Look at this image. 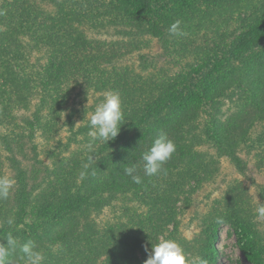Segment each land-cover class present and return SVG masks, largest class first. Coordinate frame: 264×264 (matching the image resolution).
<instances>
[{
    "label": "rangeland",
    "instance_id": "rangeland-1",
    "mask_svg": "<svg viewBox=\"0 0 264 264\" xmlns=\"http://www.w3.org/2000/svg\"><path fill=\"white\" fill-rule=\"evenodd\" d=\"M260 3L264 4V0H253V8ZM164 7L168 18L174 12L187 13L196 8L193 17L180 21L182 28L188 31L194 33L198 29L197 34H187L183 39L171 38L168 29L173 22L161 18L164 11L160 16H148L144 30L106 23L95 28L78 20L71 26L97 42L130 43L118 53L122 55L115 54L108 63L100 61L103 68L132 69L136 78H142L143 85L164 76H180L184 78L183 85L188 83L184 91L195 92L198 75L207 81L203 86L216 78L217 73L212 70L215 61L210 57H220L232 40V34L246 26L237 18L238 11L243 12V9L233 5L231 0L221 3L166 0ZM34 9L35 13H44L55 20L56 8L52 3L39 1ZM253 13L260 15L257 8ZM8 23L4 34L12 29L11 33L26 43L22 42L23 48L17 53L5 43L0 50V176L11 175L16 180L11 196L0 201V228L14 229L11 233L20 243L31 239L39 244L43 253H54L60 249L64 234L49 238L46 222L34 221L31 213L59 196L63 184L81 179L85 165H80V161L100 164L114 155L117 149L114 140L107 144L96 141L91 151L88 148V120L108 90L97 92L82 79H74L72 74L67 81L49 83L48 73H43L42 69L48 57L54 54L52 44L35 42L23 29H18L19 25ZM149 25L163 30L170 40V50L163 45L164 36L149 32ZM203 26L209 28L203 30V33L207 31L204 36L199 32ZM227 60V65L236 67L243 62L242 58ZM245 74L234 76L241 77L242 82ZM255 86L253 91L258 92ZM244 88L245 84L240 83L229 91H221V97L212 103L202 102L197 107L189 125L191 132L175 141L176 152L165 165L166 174L142 183L143 191L140 187L116 193L109 204L91 214L97 234L109 231L112 262L116 263L118 258V241L134 243L132 236L142 228V236L136 234L139 246L133 250L139 264L148 259L151 242L155 243L160 237L176 240L189 259L204 257L209 264H250L238 245L236 227L240 224L248 228L259 262L264 264V218H258L255 213V209L264 204V112L253 118L252 123H241ZM211 119L223 126L231 123L238 126L241 136L234 142L229 131L224 152H220L207 135ZM179 145L191 150L179 151ZM129 150L132 154L136 151L131 147ZM193 155L197 156L196 164L189 163ZM75 187L72 186L71 191ZM23 201L24 220L19 219V204ZM218 217L223 219V224L216 223ZM9 218L14 219L12 225L7 224ZM78 223L81 229L85 221L80 219ZM34 232L36 234L32 235ZM0 242H4L3 239ZM101 254L102 251L99 256ZM14 259L15 264H23L18 258ZM100 262L98 260L97 264Z\"/></svg>",
    "mask_w": 264,
    "mask_h": 264
},
{
    "label": "trees",
    "instance_id": "trees-1",
    "mask_svg": "<svg viewBox=\"0 0 264 264\" xmlns=\"http://www.w3.org/2000/svg\"><path fill=\"white\" fill-rule=\"evenodd\" d=\"M39 1L54 5L55 20L46 17L44 13L34 12ZM213 1L221 3L224 0ZM231 1L233 5L243 9V12L238 11L237 18H240L242 23L245 22L246 26L241 28L239 33L232 34V40L225 46L220 57H210L215 61L212 70L217 73L216 76L214 75L216 78L210 84L203 86L202 84L207 81L198 75L200 78L195 92L184 91V86L188 83L185 82L183 85L181 80L184 78L180 76H164L158 81L143 85L142 78H136L135 71L132 69L113 71V67L103 68L100 61L108 63L115 54L122 55L118 53L128 48L130 43L125 41L120 44L97 42L86 38L83 31L72 27L71 23L78 20L95 28L106 23L105 25L114 27L130 25L138 30L141 28L144 30L148 16L153 14L160 16L164 11L165 14L161 15V18L174 22L184 17H193L196 8L187 13L174 12L168 18L164 7L166 0H31V3L27 0H11L0 2V13H2L0 14V50L4 43L12 47L15 53L23 48L22 42L26 43V41L15 37L11 33L12 29H10L11 32L4 34V31L8 30L6 27L9 25L8 21L14 26L19 25L18 29H23L35 39V42L46 41L45 44H52L54 54L48 57L42 69L43 73H48L49 83L55 85L54 83L58 81H67L70 79L69 74H72L74 79H82L97 92H106V90L119 92L126 118L119 135L114 140L117 147L114 155L100 164H92L87 160L80 161L79 164L87 165V168L85 167L83 171L86 175L75 180L76 182L79 180L78 184L73 179L72 183L63 184L61 194L56 196L54 201L50 200L34 208L31 213L34 221L46 222L49 238L59 233H63L65 237L58 251L43 253L44 264H97L98 260H101L99 264H139L135 256L136 251L133 250L139 246L136 234L142 236V228L132 236L134 243L118 241L119 254L115 263L112 262L110 253L109 231L97 234L90 218L94 211L109 204L116 197V193L126 191L128 188L139 189L140 187L143 191L142 184L133 183L131 178L124 174V168L137 164V171L143 176L142 169L139 167L141 154L152 144L159 131L166 132L174 142L179 137L183 139L184 134L191 132L189 125L196 114L195 110L202 102L212 103L216 98L221 97V91H229L240 83L246 86L241 107L243 110L240 116L241 123L246 125L252 123L253 118L264 112V4H256L253 8V0ZM256 8L260 11L258 16L253 13ZM204 29V26L199 29L203 36L207 34V31L203 33ZM148 30L153 35L164 36L163 45L165 44L167 50H170V40L166 38L163 30L152 25H149ZM183 30L189 35L198 32V29L194 33L186 28ZM169 36L176 38V36ZM179 38L183 39L184 36ZM178 44L183 47L182 42ZM229 57L242 58L243 62L239 67L227 65ZM207 63L209 64V60ZM201 66H205L204 63H201ZM237 73H246L242 76L245 77L242 82H240L241 77L235 78L234 75ZM254 85L258 92L253 91ZM206 131L220 152H224L223 148L228 144L229 131L233 135L234 142H237L241 136L236 124L223 126L221 122L214 119L209 120ZM129 147L132 151L136 150L134 154L130 153ZM187 149H189L187 146H178L179 151L183 152ZM232 158L237 160L234 156ZM197 162V156L190 157L189 163L196 164ZM73 177L75 179V174ZM156 178L145 177L143 185ZM72 186H76L73 191L70 189ZM20 195L23 198L25 196L23 191ZM24 205L25 201L19 204V214H21L19 219L23 220L26 218ZM80 219L85 221L81 229L78 227ZM12 230L14 229L0 228V239H4ZM236 233L238 245L247 261L250 264H260L248 228L238 224ZM35 234L34 232L32 235ZM100 251H102L101 256H99Z\"/></svg>",
    "mask_w": 264,
    "mask_h": 264
},
{
    "label": "clouds",
    "instance_id": "clouds-1",
    "mask_svg": "<svg viewBox=\"0 0 264 264\" xmlns=\"http://www.w3.org/2000/svg\"><path fill=\"white\" fill-rule=\"evenodd\" d=\"M181 25L180 20L171 23L168 29L169 34L176 37L187 35ZM125 122L126 118L122 110L119 92H106L103 100L95 106V110L88 120L89 150H92L96 141L107 144L109 141L115 140ZM175 152V142L161 130L157 133L152 144L141 154L139 167L142 169L143 176L138 173L137 164L125 167L124 174L137 185L142 184L145 177L152 178L166 174L165 165ZM92 159L93 157H90V160ZM85 167L87 168V165ZM84 175L86 173L81 172V176ZM15 184L16 180L11 175L0 176V201L7 200L11 196ZM255 213L258 218H264V204L259 205L255 209ZM223 222L222 218H216L217 224H223ZM13 223V218L7 220L8 225ZM3 241L0 242V264H15L14 257L22 261L23 264H44L43 252L36 241L30 239L20 243L11 232ZM151 244V252L144 264H209L208 259L204 257L189 259L184 248L174 239L160 237Z\"/></svg>",
    "mask_w": 264,
    "mask_h": 264
}]
</instances>
